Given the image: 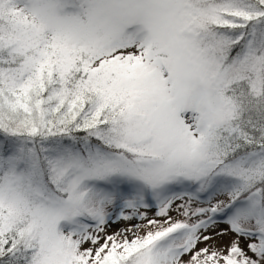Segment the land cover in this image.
<instances>
[{
  "label": "snow or ice",
  "instance_id": "snow-or-ice-1",
  "mask_svg": "<svg viewBox=\"0 0 264 264\" xmlns=\"http://www.w3.org/2000/svg\"><path fill=\"white\" fill-rule=\"evenodd\" d=\"M0 264H264V0H0Z\"/></svg>",
  "mask_w": 264,
  "mask_h": 264
},
{
  "label": "rangeland",
  "instance_id": "rangeland-1",
  "mask_svg": "<svg viewBox=\"0 0 264 264\" xmlns=\"http://www.w3.org/2000/svg\"><path fill=\"white\" fill-rule=\"evenodd\" d=\"M150 215H151V212H150ZM115 227H119V226H114V228H115ZM111 230H114V229H110V231H111ZM227 239H228V238H224V240L220 241V243H226V242H227Z\"/></svg>",
  "mask_w": 264,
  "mask_h": 264
}]
</instances>
